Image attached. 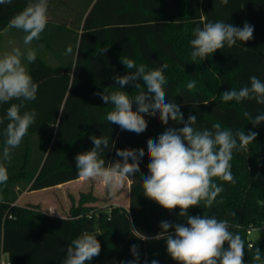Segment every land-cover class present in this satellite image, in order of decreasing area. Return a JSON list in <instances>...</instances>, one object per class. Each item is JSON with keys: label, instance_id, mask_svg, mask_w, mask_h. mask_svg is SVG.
<instances>
[{"label": "trees", "instance_id": "trees-1", "mask_svg": "<svg viewBox=\"0 0 264 264\" xmlns=\"http://www.w3.org/2000/svg\"><path fill=\"white\" fill-rule=\"evenodd\" d=\"M27 2L0 4V34L9 29L10 20ZM216 21L241 28L248 22L254 26L253 39L238 41L231 48L225 45L204 61L193 62V29ZM113 29L121 30L118 38ZM92 32L96 35L89 45L87 36ZM33 44L37 57L34 63L27 62V69L38 84V91L35 100L24 102L21 112L34 109L37 115L20 146L11 150L9 161L3 160L2 134L8 121L0 125V163L7 167L9 176L6 184H0V257L6 255L10 264H63L68 244L82 232L93 231L94 219L83 203L71 206L62 219L35 206L14 202L26 188L40 190L80 178L75 157L94 147L90 137L95 135L109 138L110 147L101 153L106 165L122 159L116 155L117 149L143 148L145 155L140 161V172L128 179V207L111 206L99 212L97 239L101 251L87 264L135 261L133 245L138 249V264H151L153 260L158 264H178L168 255L166 241L153 237L163 231L162 221L187 226L186 218L179 216L178 207L169 211L148 199L143 194L142 180L149 174L147 140L157 139L168 128H181L183 123L169 120L165 125L159 114H142L147 129L140 134L108 123L106 116L113 106L106 105L97 95L96 99L91 98L84 89L77 90L83 85L78 70L89 72L91 61L107 48L103 55L116 67L114 76L134 71L123 65L121 57L133 59L137 66L145 65L146 70L168 64L164 70L166 102L179 105L184 121L189 115H196L193 127L197 130L211 129L220 123L233 132L258 133L247 151H233L230 163L235 183L213 178L224 191L211 208L201 202L191 207L188 215L228 220L233 225L230 231L239 233L245 242L244 261L264 264V238L248 241L246 236L248 230L264 226V122L253 127L244 115L264 113V105L254 100L225 103L221 99L222 92L250 84L253 75L264 82V0H229L227 5L220 0H49L48 24ZM68 47L72 48L70 54H66ZM191 80L197 83L189 92L186 84ZM139 82L140 89L132 84L119 89L114 79H94L91 94L123 90L134 96L146 91L143 81ZM76 97L80 103L74 102ZM12 103L20 101L0 104V117L6 115ZM137 107L133 101V111ZM81 198L78 201L87 196ZM132 228L148 239H138ZM256 248L261 251L260 262L253 259Z\"/></svg>", "mask_w": 264, "mask_h": 264}, {"label": "clouds", "instance_id": "clouds-1", "mask_svg": "<svg viewBox=\"0 0 264 264\" xmlns=\"http://www.w3.org/2000/svg\"><path fill=\"white\" fill-rule=\"evenodd\" d=\"M13 0H0V4H12ZM227 5L229 0H220ZM49 0H28L25 8L16 14L9 22L8 28L22 30L25 46L33 40H39L41 33L48 24ZM195 38L190 41L192 48L191 59L204 61L217 50L227 45L231 48L237 42H247L253 39L254 26L245 22L243 27H236L224 21L208 22L203 27L193 29ZM107 48L101 49L103 55ZM72 48L68 47L66 54ZM37 57L35 49L27 48L22 52L19 47L13 48L0 56V104L12 100L4 117H0L4 136L3 160L11 159V150L20 146L23 138L28 134L30 126L35 123L37 113L35 110H25V101L36 99L38 84L33 82L28 69L23 63H34ZM121 62L129 71L124 76H114L119 89L132 84L135 89L141 88V83L146 88L134 96L126 91L97 92L106 105H112L106 120L110 124L118 125L122 130L140 134L147 129V121L142 114L156 116L159 114L161 122L165 125L169 120L183 123L181 128H168L157 139L147 140V155L150 163L147 165L149 174L143 177V194L166 210L180 209L179 216L186 218L184 224H172L162 221L163 230L155 237L156 240L164 239L168 255L178 264H244L245 242L239 233L230 231L228 220H218L215 216H189L191 207L204 203L205 208H211L223 187L213 182L218 178L227 183H235L232 174L231 161L233 151H247L248 146L256 140L258 133L243 130L233 132L222 128L220 123L212 125L211 129L197 130L193 127L197 123L196 115H189L187 121L179 105L166 102L165 86L167 84L164 70L168 64H162L152 70H146L145 65L137 66L133 59L121 57ZM250 84L239 88H231L221 93L222 102L254 100L257 104L264 105V82L255 75L251 76ZM196 80L186 84L190 92L196 87ZM133 101L137 109L133 111ZM205 105L207 102L204 103ZM195 106V104H194ZM249 117L253 127L264 122V113ZM94 147L76 155V168L78 176L83 180H98L115 195L123 189L125 182L140 172V161L144 157V149H117L116 155L121 157L115 163L105 164L101 153L109 148V138L106 136H91ZM114 143V142H112ZM131 158V163L129 159ZM9 179L7 167L0 163V184H6ZM49 214L56 212L53 208L47 210ZM235 215V213H232ZM62 218V217H61ZM63 219V218H62ZM174 232H169V229ZM136 237L147 240L135 228ZM98 233L82 232L73 239L67 248L63 264H87L94 257L99 256L101 244L97 239ZM227 243V248H225ZM251 247V245H250ZM135 261L126 264H138L139 254L136 245L131 248ZM254 261H261V251L256 248ZM151 264H158L153 260Z\"/></svg>", "mask_w": 264, "mask_h": 264}, {"label": "rangeland", "instance_id": "rangeland-1", "mask_svg": "<svg viewBox=\"0 0 264 264\" xmlns=\"http://www.w3.org/2000/svg\"><path fill=\"white\" fill-rule=\"evenodd\" d=\"M120 32V29H113V33L117 38L119 37ZM0 35V56H2L5 52H10L13 48L16 47H19L22 52H25L27 48L34 49L33 42L28 46L24 45L23 37L26 35V33H24L22 30L9 28ZM95 35L96 33L92 32L87 36L89 45H92V38ZM23 63H25L27 67V61L24 60ZM88 69L89 72L85 69L78 70L83 85L79 86L77 90L84 89L83 91H85L88 95H91V98L96 99V95L91 94L93 92L91 88L94 79L102 82L112 81L114 75L117 74V70L113 62L108 58L107 55H101L93 59L89 64ZM98 99L101 98L98 96ZM74 102L80 103L77 97L75 98ZM129 182L130 181L127 180L125 182L124 188L116 192L115 195L110 193L109 190L102 184V182L98 180H83L82 182H72L69 185L58 188L41 189L28 192L24 198V200L27 201L23 202H26L24 204L26 207L35 206L40 210V206H43L46 203H50V201H52L57 209L56 212L62 213L63 211L66 214L71 206L76 205L79 202L83 203V205L90 208L88 215L91 216L95 222L94 229L91 232L94 234H99L100 230L97 221L99 212L111 206L128 207ZM82 196H87V198H85L84 201H78L82 199ZM33 202H37L38 204L35 205ZM246 236L248 241H252L257 238H264V226L248 230ZM4 256L6 257V255ZM244 264L253 263L244 261Z\"/></svg>", "mask_w": 264, "mask_h": 264}, {"label": "crops", "instance_id": "crops-1", "mask_svg": "<svg viewBox=\"0 0 264 264\" xmlns=\"http://www.w3.org/2000/svg\"><path fill=\"white\" fill-rule=\"evenodd\" d=\"M52 62V61H51ZM54 62V61H53ZM78 181H80V182H82L83 181V179H81V178H78V179H75V180H72V181H68V182H65V183H62V184H58V185H55V186H52V187H48V188H44V189H52V188H58V187H62V186H66V185H69V184H71L72 182H78ZM130 181V180H129ZM130 183V182H129ZM41 190V189H40ZM33 191H37V190H33ZM28 192H32V191H30V190H27V188L25 189V190H23L22 192H20L19 194H18V196H17V198H16V200H15V204H17V205H20V206H25L24 204L26 203V202H23V201H27V200H24V198H25V195L28 193ZM30 203H32V202H30ZM35 205L36 204H38L37 202H33ZM41 207V211L42 212H44V213H47V214H49L48 212H47V210L49 209V208H53L55 211L57 210L56 209V207H55V205H54V203L52 202V201H50V203H46L45 205H43V206H40ZM68 209V208H67ZM50 215H55V216H59V217H64L65 215H66V213L65 212H63L62 211V213H58V212H54V213H51Z\"/></svg>", "mask_w": 264, "mask_h": 264}, {"label": "built area", "instance_id": "built-area-1", "mask_svg": "<svg viewBox=\"0 0 264 264\" xmlns=\"http://www.w3.org/2000/svg\"><path fill=\"white\" fill-rule=\"evenodd\" d=\"M0 264H10V261L7 259V257H5L4 255H2L0 257Z\"/></svg>", "mask_w": 264, "mask_h": 264}]
</instances>
